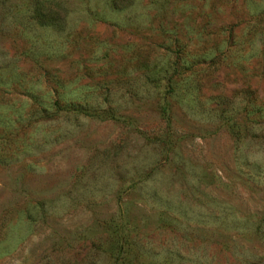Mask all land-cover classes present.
<instances>
[{
  "label": "rangeland",
  "instance_id": "rangeland-1",
  "mask_svg": "<svg viewBox=\"0 0 264 264\" xmlns=\"http://www.w3.org/2000/svg\"><path fill=\"white\" fill-rule=\"evenodd\" d=\"M33 1L0 3V134L94 115L0 162V264H264V0Z\"/></svg>",
  "mask_w": 264,
  "mask_h": 264
},
{
  "label": "trees",
  "instance_id": "trees-1",
  "mask_svg": "<svg viewBox=\"0 0 264 264\" xmlns=\"http://www.w3.org/2000/svg\"><path fill=\"white\" fill-rule=\"evenodd\" d=\"M6 0H0L4 2ZM55 5V7H53ZM62 6H58L55 2L49 0H34L32 7V18L40 26H52L57 29L63 27L65 14ZM94 115L93 112L88 111L86 107L78 103H63L59 98L53 100L48 105H37L31 109L28 117L23 120L17 121L19 118L14 119L15 123L13 127L8 131L0 134V162L5 163L9 161H17L21 154H27L38 148H45L49 144L60 140L62 135L50 131L37 141L31 137V133L40 127L43 123L49 121H55L58 119L72 118L79 121V117H89ZM17 121V122H16ZM28 124L33 131L29 135L25 134L26 128L23 127ZM9 125V124H8ZM10 126V125H9ZM22 135V136H21ZM116 152H113L115 154ZM264 225V219L257 221V228H262Z\"/></svg>",
  "mask_w": 264,
  "mask_h": 264
}]
</instances>
